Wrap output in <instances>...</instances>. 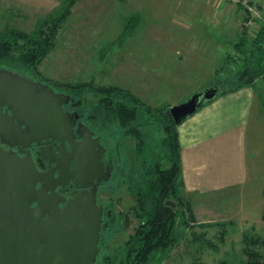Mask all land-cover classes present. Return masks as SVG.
I'll return each instance as SVG.
<instances>
[{
  "label": "rangeland",
  "instance_id": "obj_1",
  "mask_svg": "<svg viewBox=\"0 0 264 264\" xmlns=\"http://www.w3.org/2000/svg\"><path fill=\"white\" fill-rule=\"evenodd\" d=\"M215 1L74 0L64 5V0H0V37L5 30L31 35L44 18L53 17L43 27L52 43L27 76L68 95L74 108L85 111L84 121L92 127L97 120L94 115L99 116L97 90L101 87L125 88L142 102L159 106L185 101L192 93L213 86L214 80L226 87L235 75L238 80L251 79L239 51L249 48L250 40L264 24V5L224 0L230 17L227 23L232 25L223 26L206 20L205 10ZM248 5L260 10L261 17L254 18ZM233 6L240 11V20L233 18ZM126 22L130 29L124 34ZM238 40L244 44L237 50ZM18 44L23 40L19 38ZM11 53L18 56L21 52ZM229 77L231 81L224 79ZM252 93L250 113L238 122L240 132L233 139H221L213 149L212 161L204 169L211 175L203 185L205 189L200 187L202 192L187 197L181 193L193 207L194 221L179 213L178 242L153 252L144 264H240L245 258L243 237L249 241L264 238L262 77L253 81ZM145 117L138 116L135 124ZM139 129L146 136L147 150L157 152V128L150 124ZM109 133L108 141L102 139L103 134L98 135L106 158L113 164L109 180L112 190L105 192L103 184L98 202L104 207V222L107 212L113 215V228L103 236L105 247L92 264L112 262L111 258L117 264L124 256L125 240L137 226L127 209L131 196L123 184L125 179L114 174L126 164L113 124ZM215 174L220 178L216 189L213 183L207 184L216 179Z\"/></svg>",
  "mask_w": 264,
  "mask_h": 264
},
{
  "label": "water",
  "instance_id": "obj_2",
  "mask_svg": "<svg viewBox=\"0 0 264 264\" xmlns=\"http://www.w3.org/2000/svg\"><path fill=\"white\" fill-rule=\"evenodd\" d=\"M216 93L205 87L170 105L168 113L179 125ZM69 98L44 81L0 66V264H92L100 253L106 223L96 197L102 162L94 147L101 144L86 126L80 141L74 139L63 110ZM49 139L59 142V154L43 148L48 169L41 171L28 147ZM86 174L91 176L84 182ZM70 178L77 189L69 197L55 191Z\"/></svg>",
  "mask_w": 264,
  "mask_h": 264
},
{
  "label": "trees",
  "instance_id": "obj_3",
  "mask_svg": "<svg viewBox=\"0 0 264 264\" xmlns=\"http://www.w3.org/2000/svg\"><path fill=\"white\" fill-rule=\"evenodd\" d=\"M66 1L64 0V5L74 2ZM52 18H44L31 35L5 30L0 37V66L26 75L33 72L36 62L52 43L51 36L43 29ZM128 28L130 29V26L128 27L126 22L124 34L128 33ZM19 38L23 40L22 45L18 44ZM240 44L243 45L244 41L238 40L235 43L237 50ZM249 44V48L240 49L239 56L244 59V70L251 74V79L242 81L235 75L233 83L226 87L220 85V80H214L212 85L217 89V93L213 98L204 100L200 108L214 98L233 92L243 85L253 87V81L259 77L264 79V24L255 32ZM14 50L21 53L16 56L11 53ZM231 78L224 79L231 81ZM97 91L99 116L94 115L97 120L92 128L97 134H103L102 139L106 141L110 138V124H113L119 133V147L121 146L119 150L123 154L126 166L123 169H115L114 174L117 172L122 180L125 179L123 184L131 196V204L127 209L137 220L133 233L124 242L126 246L124 256L117 264H144L153 252L170 248L178 242L176 231L179 213L187 215L190 221L195 219L190 201L181 195L183 180L178 124L168 113L170 104L150 106L131 91L117 86L101 87ZM142 115L146 116L144 121L135 124L138 116ZM150 124L160 132L156 145L157 152L154 153L147 150L149 145L145 141L146 136L139 129L140 125ZM125 139H133L134 142L124 144L122 141ZM104 185L105 192H111L109 181ZM110 207L109 205L108 209ZM105 223L100 233L101 250L97 259L105 247L103 236L113 228V215L106 213ZM243 242L245 258L240 264H264V238H253L249 241L247 236H244ZM105 260L107 262V255L104 257ZM111 260L114 264L113 258ZM112 262L109 259V262L104 264Z\"/></svg>",
  "mask_w": 264,
  "mask_h": 264
},
{
  "label": "crops",
  "instance_id": "obj_4",
  "mask_svg": "<svg viewBox=\"0 0 264 264\" xmlns=\"http://www.w3.org/2000/svg\"><path fill=\"white\" fill-rule=\"evenodd\" d=\"M210 1L207 0L208 3ZM248 1L254 5H264V0ZM231 8L236 14L233 18L236 21L240 20L241 16L238 14L240 11H237V7ZM227 10L228 3H224V0H216L215 5L205 10L208 16L206 20L208 23L216 21L223 26L232 25L227 23L230 18ZM253 97L252 86L243 85L233 92L214 98L177 126L183 180L182 193L186 197L195 192H202L200 187L205 189L203 185L211 175L204 172V169H208L210 160L212 161L213 149L218 148L221 139H233L235 133L240 132L238 122L250 113ZM219 179L217 176L216 179H210L207 184L213 183L216 189Z\"/></svg>",
  "mask_w": 264,
  "mask_h": 264
},
{
  "label": "flooded vegetation",
  "instance_id": "obj_5",
  "mask_svg": "<svg viewBox=\"0 0 264 264\" xmlns=\"http://www.w3.org/2000/svg\"><path fill=\"white\" fill-rule=\"evenodd\" d=\"M72 104H73V100L71 101V99L69 98L68 102H66L63 105V110L68 115L67 125L69 127L73 126L74 139L76 141H80L81 135L82 134L85 135V132H84L85 128L84 127L86 126L93 132V135H92L93 138H95L101 144L100 136L96 133L95 130H93L91 125H89L87 122L84 121L85 111L83 109H80V108L79 109L74 108ZM77 128H79L78 131L76 130ZM58 146H59V142L49 139L48 142L42 141L41 145H36V144L32 143L31 146L28 147V150L30 151L32 158H33V160H34V162H35V164L39 170L46 171L48 169L47 160L43 159L40 156V153L43 151V148L47 149L48 147H50L53 155L58 156V154H59L58 153ZM13 150L16 151L17 147H14ZM67 151H69V144L65 143L64 144V152H67ZM94 151H95L94 154L96 156H100V160L102 162V170L99 172L101 181L97 185V189H96V197H97V202H98L99 190L105 182H108L110 180L112 172H113V164H111L110 163L111 161H108L109 159L106 158V153H105L106 150L102 144H101L100 149L97 146L94 147ZM46 153H48V152H46ZM53 166H54V163H51L50 167H53ZM73 167H75L74 162L71 163L70 169H73ZM56 174H57V171L55 172V175ZM90 176H91L90 174H86L82 178L83 181L84 182L87 181V179H89ZM96 181H97L96 177L91 178L92 184H95ZM91 188H92V185H89L86 189H88L90 191ZM76 189H77V187H75V185H74V178H70L65 187L57 186L55 191L64 195L65 197H69L70 193ZM98 204H99V202H98ZM103 216H104V207H103Z\"/></svg>",
  "mask_w": 264,
  "mask_h": 264
},
{
  "label": "built area",
  "instance_id": "obj_6",
  "mask_svg": "<svg viewBox=\"0 0 264 264\" xmlns=\"http://www.w3.org/2000/svg\"><path fill=\"white\" fill-rule=\"evenodd\" d=\"M231 1V0H230ZM232 1H237V0H232ZM247 9L254 15V18H258L259 16L261 17V13H260V10L252 7L251 5L249 6H246Z\"/></svg>",
  "mask_w": 264,
  "mask_h": 264
}]
</instances>
